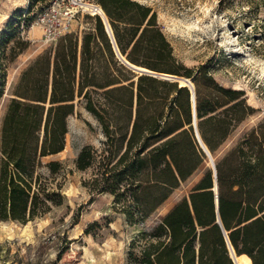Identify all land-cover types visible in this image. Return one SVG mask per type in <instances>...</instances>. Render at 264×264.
Returning a JSON list of instances; mask_svg holds the SVG:
<instances>
[{
  "label": "trees",
  "instance_id": "16d2710c",
  "mask_svg": "<svg viewBox=\"0 0 264 264\" xmlns=\"http://www.w3.org/2000/svg\"><path fill=\"white\" fill-rule=\"evenodd\" d=\"M97 1L114 40L94 14L80 39L71 31L60 36L21 70L13 86L0 124V219L24 222L34 216L36 168L42 156L63 149L66 118L78 97L100 121L110 159L116 157L108 162L103 187L135 222L201 163L203 148L192 125L213 153L232 122L249 113L248 105L239 108L240 91L216 83L205 65L186 67L176 60L148 6ZM117 54L151 70L192 76L194 116L187 86L135 73ZM0 78L1 93L4 74ZM92 159L90 146H84L78 168ZM55 164L49 162L50 168ZM215 171L216 191L213 170H206L152 227L140 252L131 255L132 264H234L226 235L237 258L264 264V119L215 163Z\"/></svg>",
  "mask_w": 264,
  "mask_h": 264
},
{
  "label": "rangeland",
  "instance_id": "374dc122",
  "mask_svg": "<svg viewBox=\"0 0 264 264\" xmlns=\"http://www.w3.org/2000/svg\"><path fill=\"white\" fill-rule=\"evenodd\" d=\"M132 1L155 12L154 20L180 64L205 65L216 83L240 91L239 108L250 107L241 121L232 122L221 145L210 153L215 165L264 119V0ZM52 3L60 10H75L70 29L79 39L92 27L93 15L86 7L98 4L97 0H0V77L4 74L0 124L21 70L57 42L58 38L47 41L43 37L36 20ZM102 18L107 20L105 12ZM146 73L167 80L164 74L169 72ZM179 76L190 79L194 87L192 76ZM78 98L74 112L66 118L63 149L42 156L36 168L34 216L24 222L0 219V264H132L131 255L140 252L156 222L188 195L206 170H212L192 125L203 153L201 163L148 217L130 221L122 202L103 187L108 162L116 157L110 159L100 121ZM192 122L197 125L196 117ZM86 145L91 148L92 162L78 168V154ZM51 161L56 163L54 169L49 166Z\"/></svg>",
  "mask_w": 264,
  "mask_h": 264
},
{
  "label": "built area",
  "instance_id": "2783aa9c",
  "mask_svg": "<svg viewBox=\"0 0 264 264\" xmlns=\"http://www.w3.org/2000/svg\"><path fill=\"white\" fill-rule=\"evenodd\" d=\"M86 10L92 15L98 14L101 17L104 15L102 8L97 3L87 7ZM74 17L75 10L73 8L66 7L60 10L55 3H52L38 14L36 20L41 23L43 37L47 41H55L60 36L71 31L70 28Z\"/></svg>",
  "mask_w": 264,
  "mask_h": 264
},
{
  "label": "water",
  "instance_id": "95a60500",
  "mask_svg": "<svg viewBox=\"0 0 264 264\" xmlns=\"http://www.w3.org/2000/svg\"><path fill=\"white\" fill-rule=\"evenodd\" d=\"M104 27H105L106 32L109 34V36H111V39L113 41L114 39H113L112 32L110 30L109 24L105 20H104ZM115 48L118 51V48H117L116 44H115ZM123 60H124L125 63H127L132 68L133 71H135V72H137L139 74L146 73V72H153V70H151V69H149L147 67L140 66V65H136V64H133V63L129 62L126 58H123ZM164 75L166 76L165 79H167V80H169L171 82H177L179 85H180V82L183 81L184 82L183 85L184 86H187L190 89V91H191L190 99L192 101L193 116H194V114H195V107H194V105H195V99H194V87H193V84H192L191 80L188 79L187 77L179 76V75L174 74V73H166ZM195 133H196V137H197V140H198L200 146L203 148V150L205 151V153H207V155L211 159V154H210L208 148L206 147V145L201 140V138H200L198 132L196 131V129H195ZM211 162H212V170H213V176H214L213 189L216 191V181H215V179H216V177H215L216 176V174H215L216 171H215V165H214V162L212 161V159H211ZM215 204H216V207H217V196H216V199H215ZM218 220H219V218L217 216V221ZM226 241H227V247H228V254H229L231 260L233 261L234 264H240L238 262V260L236 259V255L237 254L234 251L232 245L230 244L227 235H226Z\"/></svg>",
  "mask_w": 264,
  "mask_h": 264
},
{
  "label": "bare ground",
  "instance_id": "6f19581e",
  "mask_svg": "<svg viewBox=\"0 0 264 264\" xmlns=\"http://www.w3.org/2000/svg\"><path fill=\"white\" fill-rule=\"evenodd\" d=\"M87 8V7H86ZM102 12V11H101ZM184 84V82L183 81H181L180 82V85H183ZM236 259L238 260V262L240 263V264H248V261L246 260V259H243L242 257H240V258H237V255H236Z\"/></svg>",
  "mask_w": 264,
  "mask_h": 264
},
{
  "label": "crops",
  "instance_id": "0c3cea01",
  "mask_svg": "<svg viewBox=\"0 0 264 264\" xmlns=\"http://www.w3.org/2000/svg\"><path fill=\"white\" fill-rule=\"evenodd\" d=\"M244 259V258H243Z\"/></svg>",
  "mask_w": 264,
  "mask_h": 264
}]
</instances>
